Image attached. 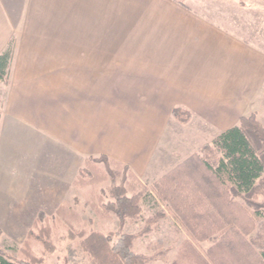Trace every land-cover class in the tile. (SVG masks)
<instances>
[{
	"label": "crops",
	"instance_id": "0c3cea01",
	"mask_svg": "<svg viewBox=\"0 0 264 264\" xmlns=\"http://www.w3.org/2000/svg\"><path fill=\"white\" fill-rule=\"evenodd\" d=\"M11 40L1 231L33 220L59 188L51 181L64 185L83 159L105 156L143 179L172 132L198 143L186 158L257 111L264 85L263 49L173 0H0V53Z\"/></svg>",
	"mask_w": 264,
	"mask_h": 264
},
{
	"label": "rangeland",
	"instance_id": "374dc122",
	"mask_svg": "<svg viewBox=\"0 0 264 264\" xmlns=\"http://www.w3.org/2000/svg\"><path fill=\"white\" fill-rule=\"evenodd\" d=\"M173 1L194 8L264 50V0ZM256 106V118L264 127V85ZM169 138L143 179L105 156L83 159L74 174H67L64 185L51 181V186L59 188L54 194L50 191L45 204L35 205L33 220L18 222L16 231L0 229V249L28 264H102L81 244V232L99 231L108 243L109 235L112 243L116 232H125L132 235L131 249L144 257V264H247L234 260L239 247L226 233L238 237L240 229L249 226L242 239L258 251L264 248V181H256L257 189L248 198L228 194V201L237 206L227 205L223 197L221 203L213 204L202 189L219 190L220 184L212 177L204 180L209 173L200 161L202 146L210 142L184 158L198 143L177 141L173 132ZM218 156L213 151L204 159L213 164ZM113 185L123 186L126 195H139L140 212L123 223L109 209ZM59 199L64 200L57 205ZM43 226L48 227L44 235L39 233ZM30 231L41 235L31 237Z\"/></svg>",
	"mask_w": 264,
	"mask_h": 264
},
{
	"label": "trees",
	"instance_id": "16d2710c",
	"mask_svg": "<svg viewBox=\"0 0 264 264\" xmlns=\"http://www.w3.org/2000/svg\"><path fill=\"white\" fill-rule=\"evenodd\" d=\"M12 52L13 41L11 40L0 53V80L5 81L7 78ZM171 113L175 117L178 116L180 120H187L189 116L188 112L179 107L173 108ZM201 151L203 158L200 161L209 173L203 176L204 180L206 181L208 178L211 180L210 177H212L215 182L218 181L220 184L219 190L217 188L210 190L208 187L202 189V193L213 204L218 200L221 203L222 200L220 201V199L223 197L227 205L237 206L235 202L228 201V194H231L232 197L241 195L248 198L257 189L256 181H264V127L256 118L255 111L240 116L238 124L220 132L210 144H204ZM213 151L218 152L219 156L212 164L207 158L204 159V155ZM224 183L227 186L225 185V189H222ZM110 194L113 200L108 203L109 209L117 215L120 223H123L127 217H134L140 212L139 195H126L125 188L120 185H113L110 188ZM227 223L230 225L229 222ZM248 227L240 229L241 233L238 237L233 236L230 232L229 234L226 233L237 245V248L239 247L238 251L234 252L236 256L237 254L239 256L233 258L235 261H242L247 264H264L262 245H259L262 249L258 251L247 245L246 241L242 239L249 231ZM47 228V226H43L39 233L44 235L43 230L46 232L48 231ZM40 235L33 231L29 232L31 237H39ZM81 235H83L81 244L102 264H144V257L131 249L132 235L129 233L116 232L117 238L112 243L110 242V235L108 243V238L99 231H91L86 235L85 232H81ZM245 244L247 249H245ZM220 263L224 264V261ZM0 264H28V261L6 256L0 249Z\"/></svg>",
	"mask_w": 264,
	"mask_h": 264
}]
</instances>
